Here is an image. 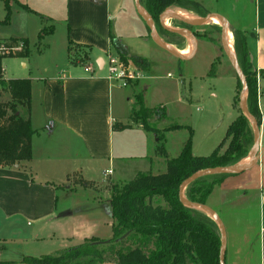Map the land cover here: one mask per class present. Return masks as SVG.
<instances>
[{
    "label": "crops",
    "instance_id": "1",
    "mask_svg": "<svg viewBox=\"0 0 264 264\" xmlns=\"http://www.w3.org/2000/svg\"><path fill=\"white\" fill-rule=\"evenodd\" d=\"M14 1L24 8L29 21L30 17H42L46 22L57 24L59 42L56 40L57 29L48 27L41 19L37 22V33L40 34L43 28L48 30L41 43L49 53V62L53 51L64 57L52 70L45 68L38 74L39 69L34 65L37 74L15 78L32 82L30 119L35 133L31 161L17 165L18 168L0 167V262L5 264L56 255L91 239L111 240L115 221L110 205L111 191L105 189L109 188L108 182L126 184L123 179L130 172L128 163L132 159L144 163L143 171L135 170L136 175L153 173V166H149L151 162L147 160L148 147L145 148L151 133L141 125H133L131 113L127 115L119 101L115 109L113 95L118 88L107 79L105 68L108 54L120 55L113 41L126 50L127 59L136 58L119 32L121 19H131L134 15L129 14L130 11L124 12V5L127 2L128 6L129 0ZM234 7L237 16L226 17V21L229 27L243 34L247 63L256 73L261 141L257 164L243 173L221 179L209 196L207 206L212 208L210 204L215 199L217 207L233 213H225L230 226L229 232L225 228L226 264H264V0H234ZM114 21L115 33L112 30ZM168 21L170 23V18ZM142 27L144 32L148 29L145 25ZM10 40H27L31 52L28 32L12 31L0 35V41ZM165 43L177 49L175 43ZM73 47L88 50L85 64L65 59L67 53L75 55ZM190 50L192 45L179 51L187 53ZM195 53L196 50L191 53L192 57ZM146 62V70L150 72V64ZM22 67L27 68L25 61ZM130 88L131 96L127 101L133 106L136 94L142 92V80ZM238 116L239 112L235 110L226 133ZM126 120L132 124H125ZM55 130L63 138L57 142L63 143L62 148L45 139ZM127 133L136 141L132 139L116 146L115 137L121 135L124 138ZM223 141L220 140L218 146L213 143L209 153L197 154L193 150V154L208 157ZM226 147L224 144L221 151L225 152ZM159 161L162 165L155 175L167 169L165 159L160 157ZM98 166H105L102 178L95 175ZM75 173H79L78 178L69 179ZM100 190L104 197L97 195ZM59 192L64 198L60 210Z\"/></svg>",
    "mask_w": 264,
    "mask_h": 264
},
{
    "label": "trees",
    "instance_id": "2",
    "mask_svg": "<svg viewBox=\"0 0 264 264\" xmlns=\"http://www.w3.org/2000/svg\"><path fill=\"white\" fill-rule=\"evenodd\" d=\"M11 1L4 0L9 13ZM168 3L169 0H141L154 23L157 20L160 27V16ZM196 14L201 16L198 12ZM163 30L168 34L179 35ZM229 30L235 37L237 61L247 81L246 104L260 127L257 77L247 63L246 40L241 32L231 27ZM47 33L48 30L43 28L39 37L44 38ZM23 43L25 51L18 54V58L29 57V43L27 40H23ZM113 43L121 58L126 60V50L117 41ZM238 85H242L239 77ZM2 89L10 94L12 103L7 105V109L11 110L10 115L6 107L5 110L0 108V167H14L32 160V138L35 133L30 119L32 82L30 79H12L4 82ZM18 105L27 108V118L18 114ZM142 107L145 108L144 98L135 97L131 117L138 114V108ZM163 114L166 117V113ZM143 128L154 132L159 141L163 139L159 130ZM178 129L180 126L168 130ZM231 136L233 140L230 146L220 154L221 148ZM254 140L250 121L243 112H239L222 144L208 157H196L193 154L192 137L186 141L179 156L173 159L169 158L163 146L159 153L166 161L167 169L164 173H138L130 182L111 189L110 205L115 223L113 238L109 243L91 239L56 255L25 258L22 264H221V230L205 213L183 204L180 188L198 172L238 165L249 156V148L253 146ZM227 175L233 174L221 173L196 179L186 189L187 200L207 205L214 187Z\"/></svg>",
    "mask_w": 264,
    "mask_h": 264
},
{
    "label": "rangeland",
    "instance_id": "3",
    "mask_svg": "<svg viewBox=\"0 0 264 264\" xmlns=\"http://www.w3.org/2000/svg\"><path fill=\"white\" fill-rule=\"evenodd\" d=\"M142 1L145 2L146 0ZM176 7H180L195 14L198 12L201 14V18L220 15L226 20V17L231 18L232 16L234 17V15L235 17L237 16L234 0H169L168 7L163 14L166 12H173ZM233 9L235 11H233ZM9 11L10 13L6 10L4 0H0V35L12 31L28 32L30 35L31 52L27 60L18 57L4 60L3 63L7 70V78L12 80L21 75H25L24 77L33 76L37 74V72L33 70L34 65L39 69L38 74H41L45 68L52 70L56 62L59 63V61H63L64 56L61 57L58 52L53 51L52 54H50L52 61L49 62V53L47 54L46 50H44L43 42L41 43L43 38H40L37 33V22H40L41 19L44 23L48 24V27L52 26L53 28L54 26L57 29L56 40L59 42L60 34L55 22H46L42 17L36 19L30 17L32 19L29 21L26 18L24 8L14 0L9 4ZM124 12L134 15L131 16V19H121L123 22H120L121 28H119V32L125 45L129 47L130 52L136 58L127 59L126 57V60L122 59L126 62L129 61L131 66L135 64L137 67L142 68L143 78L141 80L143 89L141 90L142 92H138L135 97H143L144 103H146L147 106H145L147 109L143 107L140 109L138 108V114L132 116L131 121L133 125H141L142 127L159 130V135L163 136V139L159 141L158 138L155 137L156 134L150 132L151 135L148 134L149 142L146 140L145 148L148 147L149 151V158L147 160L151 162L149 166H153L151 171L155 174L157 170L160 169L158 167L162 165V161H159V151L163 146L169 158L173 159L179 156L183 146L190 137H192V149L197 154L209 153L211 147H213V143H216L218 146L219 141L224 140L226 137V127L233 119V112L236 110L240 112V114L242 113L239 102L242 85L239 87L237 81V76L239 77V75L224 52L221 36L222 26L216 23L212 24V22L203 26H188L187 24L170 18V25L172 28L187 30L191 32L197 40L195 55L193 57L190 56L194 50L193 47L189 52H184V54L189 55V57L181 59L159 47L152 40L148 29L145 32L143 31L142 25H145L147 28L148 26L145 20L139 15L135 0H129L128 6L126 2L124 5ZM223 15H225V17ZM217 23L222 22L220 21ZM116 27L114 21L113 33L116 32ZM155 28L157 30V35L164 42L175 43V47L179 50L186 49L188 39L185 36L165 33L159 26L157 20L155 21ZM54 29L53 31H55ZM231 35H233L232 32ZM73 49L75 50V55H72L71 52L69 54L67 53V58L65 59H69V61H73V63L85 64L88 50L82 47H73ZM113 55L120 57V55L116 53ZM235 58L238 59L236 52ZM23 61L27 63L26 69L22 67ZM146 61L150 64V72L146 70L148 65ZM93 62V65L96 66L95 60ZM131 91V88L118 89L114 91L113 95L115 109L118 103L117 101H119L120 106H124V112L127 115L128 113L132 114L131 108H135V105L131 106L127 101V97L131 96ZM10 103H12L10 94L1 88L0 108L5 110L6 107L8 115L11 114V110L7 109V105ZM16 108L17 112H20L22 117H28V111L25 106L18 105ZM163 111L166 113V117ZM114 115L117 117V113ZM124 123L132 124L129 120H126ZM173 126H180V129L174 130L175 132H170L168 129ZM251 127L255 137L252 124ZM127 134L125 136L123 135L124 138L121 137V135H117L115 137V145L118 146L121 142H131L133 139L132 135ZM152 134H154V136H152ZM45 139L48 141L50 140L52 143L56 142L55 146L62 148L63 143H57L63 139L58 130H55L52 134H47ZM232 140V136L226 140L225 146H227V149ZM133 141H136V138H134ZM251 148L252 146L249 148V151ZM223 152L220 151V154H223ZM134 160L135 159H132L128 163L130 172L127 173L123 179L125 183L135 178L137 173L135 170L143 171L144 169L143 162ZM104 167L98 166L96 168L95 175L99 178L103 177ZM78 176L79 173H75L73 176H70L69 179L74 180L78 178ZM115 184L123 185L124 183L110 181L108 182L109 188L105 189L112 191L111 187ZM97 195L104 197L105 194L103 195V191L100 190L97 192ZM62 196L63 193L59 192V210L62 209L64 203V198ZM90 199L92 200V198ZM214 201L210 204L212 207L211 209L219 215L227 232H229L230 226L227 224V215L225 213H230V215L233 213L228 212L229 210L225 211L224 209H220L217 207L218 205L216 206V201ZM228 250L230 255V244L228 245Z\"/></svg>",
    "mask_w": 264,
    "mask_h": 264
},
{
    "label": "water",
    "instance_id": "4",
    "mask_svg": "<svg viewBox=\"0 0 264 264\" xmlns=\"http://www.w3.org/2000/svg\"><path fill=\"white\" fill-rule=\"evenodd\" d=\"M135 4H136V8L137 11L139 13V15L145 20L149 30H150V34H151V38L152 40L161 48L167 50L168 52H170L171 54H173L174 56L181 58V59H186L187 57H184L182 54H180L179 51L174 50L173 48H171L168 44H166L158 35H157V30L155 28V23L153 21V19L151 18V16L147 13L146 9L143 7V5L141 4V0H135ZM215 17H218L221 21H222V46L224 49V52L226 53L227 57L229 58L233 68L235 69V71L237 72V74L239 75V78L242 81V92L240 95V107L242 112L244 113V115L248 118V120L251 122L254 131H255V140H254V144L250 150L249 156L252 159V162L250 165L248 166H230V167H219V168H211V169H207L201 172H198L196 174H194L193 176H191L189 179H187L181 186L180 188V199L183 202V204H185L188 207L194 208L196 210H199L203 213H208L211 214L214 217V221L217 223V225L220 227L221 233H222V242H221V251H220V262L221 264H226L225 261V253H226V244H227V233L225 230V226L223 224V222L221 221L219 215L213 210L211 209L209 206L207 205H201V204H197V203H192L190 201L187 200L186 196H185V192L187 187L196 179L200 178V177H204V176H208V175H214V174H240L245 172L246 170L250 169L251 167L255 166L258 162V152H259V147H260V141H261V130L259 127V124L257 122V120L250 114L246 101L244 100L245 95H247L248 93V87H247V81H246V77L237 61V59L235 58V56H233V54H231L229 47H228V42H227V33H228V23L225 20V18H223L220 15H213ZM213 16H208L206 18H202L200 21L198 22H194V21H189L186 20L172 12H166L164 14H162L160 16V25L163 29L170 31V32H174L177 33L179 35H183V36H189L191 37L194 42H195V50L197 48V40L196 38L193 36V34L187 30H172L170 28H168L165 24H164V20L166 18H172L175 20H178L184 24H187L188 26H203V25H207ZM195 52V51H194ZM19 166H16V168H18ZM125 237L117 240L120 241L122 239H124ZM104 243H109V241H105ZM22 264V263H19ZM104 264H108V263H104Z\"/></svg>",
    "mask_w": 264,
    "mask_h": 264
},
{
    "label": "built area",
    "instance_id": "5",
    "mask_svg": "<svg viewBox=\"0 0 264 264\" xmlns=\"http://www.w3.org/2000/svg\"><path fill=\"white\" fill-rule=\"evenodd\" d=\"M25 51L23 40L0 41V89L4 82H8L4 60L18 56ZM107 79L118 89H128L143 78L142 68L124 61L121 56L108 54L105 59ZM111 174L112 172H108ZM264 196V195H263Z\"/></svg>",
    "mask_w": 264,
    "mask_h": 264
},
{
    "label": "bare ground",
    "instance_id": "6",
    "mask_svg": "<svg viewBox=\"0 0 264 264\" xmlns=\"http://www.w3.org/2000/svg\"><path fill=\"white\" fill-rule=\"evenodd\" d=\"M172 13L177 14V15H179L180 17H182V18H184V19H186V20H189V21L198 22V21H200V20L202 19L199 15H197V14H195V13H192V12H188L187 10H184V9H182V8H180V7H176ZM219 20H220V19H219L218 17H212V19H211L210 22H212V24H215V23H216V24H218L219 26H222V25H223L222 23H217ZM220 21H221V20H220ZM221 22H222V21H221ZM164 24H165L168 28H171L172 30H180V29H178V28H172L171 25H170V23H169V21H168V18H166V19L164 20ZM186 38L188 39V42L190 43V44H189V47H191V45H192V48L194 47V50H193V52H192V54H193L194 51H195V42H194V40H193L191 37H189V36H186ZM227 42H228V47H229V50H230L231 54H233V56H235V49H234L235 40H234V36L231 35V30H228V33H227ZM170 47L173 48L174 50L179 51L178 49L174 48L172 45H171ZM189 47H186V49L189 48ZM184 50H185V49H184ZM179 52H180V54H182L184 57H189V55L184 54V53H182L181 51H179ZM192 54H191L190 56H192ZM244 100H245V101L247 100V95H245ZM251 162H252V159H251L250 156H248L247 158H245L244 160H242V161L239 163V166H247V165H250ZM205 214H206L208 217H210L211 219L214 220V217H213L211 214H208V213H205Z\"/></svg>",
    "mask_w": 264,
    "mask_h": 264
}]
</instances>
